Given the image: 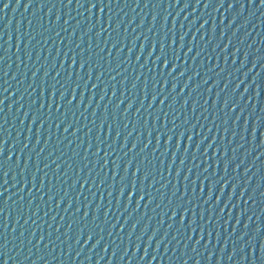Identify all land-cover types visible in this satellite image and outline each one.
<instances>
[{
    "label": "water",
    "instance_id": "1",
    "mask_svg": "<svg viewBox=\"0 0 264 264\" xmlns=\"http://www.w3.org/2000/svg\"><path fill=\"white\" fill-rule=\"evenodd\" d=\"M0 264H202L192 0H0Z\"/></svg>",
    "mask_w": 264,
    "mask_h": 264
}]
</instances>
